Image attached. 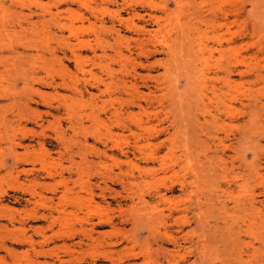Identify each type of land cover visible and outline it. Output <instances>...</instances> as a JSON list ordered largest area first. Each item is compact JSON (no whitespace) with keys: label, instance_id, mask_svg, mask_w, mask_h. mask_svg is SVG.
Returning <instances> with one entry per match:
<instances>
[{"label":"rangeland","instance_id":"obj_1","mask_svg":"<svg viewBox=\"0 0 264 264\" xmlns=\"http://www.w3.org/2000/svg\"><path fill=\"white\" fill-rule=\"evenodd\" d=\"M1 52L0 264H264V0H0Z\"/></svg>","mask_w":264,"mask_h":264},{"label":"bare ground","instance_id":"obj_2","mask_svg":"<svg viewBox=\"0 0 264 264\" xmlns=\"http://www.w3.org/2000/svg\"><path fill=\"white\" fill-rule=\"evenodd\" d=\"M15 2V1H14ZM29 9H30V11H31V13H29V14H23L22 12L23 11H19V15L20 14H22V16L24 17V18H26V20L28 21V24H30V25H33L34 26V22L32 21V18H33V16H34V11H32V9L29 7ZM17 13V12H16ZM50 13V12H49ZM18 14V13H17ZM58 13H55V14H51V16H56ZM21 26H22V24H20ZM33 26H31V28L33 29ZM132 27V26H131ZM6 30V29H5ZM2 31V30H1ZM180 47V46H179ZM16 47H14L13 45H10V47H9V52H12V53H14V52H16ZM3 52H1L0 53V97H4L5 96V94H4V92L5 91H7V89H8V87H10L9 85L11 84V83H13L14 82V85L16 84V81L19 79V77L21 78V79H23V82H25V88H24V94H25V97L27 98V100H28V102H25L24 104V106H26L25 108L24 107H20L19 108V111H18V118L20 119V121H21V119H25V120H29L30 121V117H31V115L33 114V113H35V111H32L30 108H29V105H30V103L35 99V98H33V96L31 97V94H29V92H27L28 90H30L29 88H32L31 86H30V84L28 83L29 81V79H30V77L29 76H27L26 74H23L24 73V68H22V67H20V66H18V65H15V64H12L11 63V61H10V57H5V56H3ZM75 55V57L76 58H78L79 56H78V54H74ZM24 57V56H23ZM77 60H80V59H77ZM187 64V63H186ZM2 65H4L3 67H4V69L2 70L1 69V67H2ZM11 65H13V66H15V71H17L15 74L16 75H13L12 73H11V70H10V66ZM184 66V65H183ZM2 67V68H3ZM14 69V68H13ZM14 71V70H13ZM26 75V76H25ZM32 80L34 81V80H36V82H38V83H42V82H44L45 81V79L44 78H32ZM12 81V82H11ZM7 83L6 85H4V83ZM50 82V81H49ZM18 83V82H17ZM54 83V81H51L50 83H49V85L50 84H53ZM64 84V83H63ZM16 85H18V84H16ZM32 85V84H31ZM65 85V84H64ZM25 89H26V91H25ZM37 89V88H36ZM35 89V90H36ZM32 91V90H30V91H32L33 92V94L32 95H38L39 97H41L42 98V100H44V101H47L48 100V95L47 94H45V93H42V91L40 92V91ZM40 90V89H39ZM31 93V92H30ZM10 96H11V94H9ZM13 95V94H12ZM14 96V95H13ZM20 96V95H19ZM15 97V96H14ZM9 99H10V97H9ZM23 99V98H22ZM63 100H64V98H62ZM19 100V99H18ZM65 101V100H64ZM11 103V102H10ZM62 104V103H64V102H59V104ZM63 105H65V103L63 104ZM17 106V105H16ZM18 108V107H17ZM16 109V108H15ZM14 112V111H13ZM16 116V115H15ZM16 117V118H17ZM58 119V118H57ZM59 121V120H58ZM18 122V121H17ZM55 122H57V121H55ZM58 123V122H57ZM62 123V122H61ZM22 124V123H21ZM42 126V125H41ZM61 126V125H60ZM59 127V126H58ZM62 127V126H61ZM61 133H63L62 131H61ZM64 136V135H63ZM29 137V136H28ZM61 138V137H60ZM24 139L25 138H22V140H20V141H14V142H12V141H10L11 142V144L9 145V152L10 153H13L12 155H13V157H14V159L16 160V161H22L23 159L22 158H20V156L21 155H19L20 154V152L18 151V148L19 147H25L26 149H29V146L27 145V146H25L24 145ZM60 140V139H59ZM61 145V144H60ZM26 153H28V150H27V152ZM25 157V156H24ZM26 161H29V160H27L26 159ZM16 165H17V163H15ZM15 167V166H14ZM29 171V170H28ZM28 171H24V172H28ZM20 172V171H19ZM9 230V229H8Z\"/></svg>","mask_w":264,"mask_h":264}]
</instances>
